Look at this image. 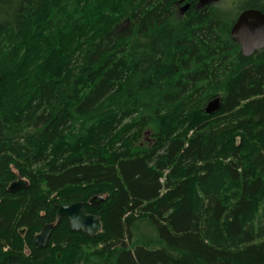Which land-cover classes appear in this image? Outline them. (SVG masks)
<instances>
[{
  "label": "trees",
  "instance_id": "16d2710c",
  "mask_svg": "<svg viewBox=\"0 0 264 264\" xmlns=\"http://www.w3.org/2000/svg\"><path fill=\"white\" fill-rule=\"evenodd\" d=\"M114 1L0 0V264H264V50L231 39L264 0Z\"/></svg>",
  "mask_w": 264,
  "mask_h": 264
},
{
  "label": "water",
  "instance_id": "95a60500",
  "mask_svg": "<svg viewBox=\"0 0 264 264\" xmlns=\"http://www.w3.org/2000/svg\"><path fill=\"white\" fill-rule=\"evenodd\" d=\"M186 0L180 1L184 3ZM197 8H203L207 5L214 4L219 0H195ZM192 3L184 5L181 9V14H185ZM231 39L239 45L241 54L244 57H251L256 52L264 50V14L256 9H247L240 13L235 24L231 29ZM1 82V77H0ZM221 109V98L217 97L211 100L206 106L205 112L210 115ZM28 186V182L22 178L13 182L9 186V191L14 192L18 189ZM103 196H96L89 202L90 205H97L103 202ZM84 204L77 202L69 205L56 204L54 209L57 213V221L62 218L69 220V225L72 231L82 232L88 237H97L103 231V223L101 217L97 215L87 214L84 212ZM54 224H47L41 232L34 238L33 244L37 249H43L48 246ZM21 234H25V230H21Z\"/></svg>",
  "mask_w": 264,
  "mask_h": 264
},
{
  "label": "rangeland",
  "instance_id": "374dc122",
  "mask_svg": "<svg viewBox=\"0 0 264 264\" xmlns=\"http://www.w3.org/2000/svg\"><path fill=\"white\" fill-rule=\"evenodd\" d=\"M195 1V0H194ZM243 2V0H219L218 2L212 4L213 6H220L222 8H225L229 13H230V16L233 18L235 17L236 15H239L241 9H240V3ZM115 5H119L117 7H123L124 6V3H121L118 2V0H115L114 1ZM182 6V5H181ZM184 6H182L181 8H183ZM176 14H178L180 12V6L176 7V10H175ZM150 133V132H149ZM150 135H147L146 136V140H150ZM103 197H106V196H103Z\"/></svg>",
  "mask_w": 264,
  "mask_h": 264
},
{
  "label": "flooded vegetation",
  "instance_id": "af4514ba",
  "mask_svg": "<svg viewBox=\"0 0 264 264\" xmlns=\"http://www.w3.org/2000/svg\"><path fill=\"white\" fill-rule=\"evenodd\" d=\"M193 2H194V3H192V2H186V1H185V2H184V5H186V4H188V3H192V5H193V4H196V6H197V4L199 3L198 1H197V2L193 1ZM184 5H183V6H184ZM211 5H212V4H211Z\"/></svg>",
  "mask_w": 264,
  "mask_h": 264
},
{
  "label": "bare ground",
  "instance_id": "6f19581e",
  "mask_svg": "<svg viewBox=\"0 0 264 264\" xmlns=\"http://www.w3.org/2000/svg\"><path fill=\"white\" fill-rule=\"evenodd\" d=\"M23 63V62H22ZM6 70V69H5ZM79 75V74H78ZM91 76V75H90Z\"/></svg>",
  "mask_w": 264,
  "mask_h": 264
}]
</instances>
